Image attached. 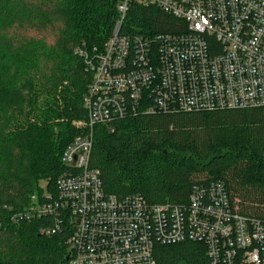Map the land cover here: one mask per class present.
I'll use <instances>...</instances> for the list:
<instances>
[{
    "label": "trees",
    "instance_id": "1",
    "mask_svg": "<svg viewBox=\"0 0 264 264\" xmlns=\"http://www.w3.org/2000/svg\"><path fill=\"white\" fill-rule=\"evenodd\" d=\"M126 14L124 34L187 30L154 6L131 3ZM117 17L116 0H0V264H70L67 219L23 214L31 196L55 194L63 151L86 134L75 123L87 119L90 76L75 49L101 47ZM109 125L94 124L88 161L106 195L186 211L219 183L233 213L264 221V106L128 111ZM153 245L154 264H210L201 241Z\"/></svg>",
    "mask_w": 264,
    "mask_h": 264
},
{
    "label": "built area",
    "instance_id": "2",
    "mask_svg": "<svg viewBox=\"0 0 264 264\" xmlns=\"http://www.w3.org/2000/svg\"><path fill=\"white\" fill-rule=\"evenodd\" d=\"M117 2L114 32L97 53L96 81L83 97L87 119L75 123L86 134L62 153L67 171L57 179L55 194L45 192L41 203L31 196L24 217L52 215L58 225L62 216L67 219L70 264H154L155 239L201 241L210 264H264V221L233 213L219 183L208 194H193L186 211L138 195H106L98 171L88 167L93 133L87 130L100 123L113 131L110 122L128 111L264 106V0ZM131 3L154 6L183 20L187 30L124 34L120 27H128ZM211 37L219 46L213 53Z\"/></svg>",
    "mask_w": 264,
    "mask_h": 264
},
{
    "label": "bare ground",
    "instance_id": "3",
    "mask_svg": "<svg viewBox=\"0 0 264 264\" xmlns=\"http://www.w3.org/2000/svg\"><path fill=\"white\" fill-rule=\"evenodd\" d=\"M116 9H117V12H118V17H119L117 0H116ZM118 17L116 18V20L114 22L111 34L114 32L115 23H116ZM102 49H103V46H101V47H97V46H89V47H87L84 44H82L81 46H79V47H77L75 49L76 54L83 59L84 67L89 72V76H90L89 77V82H88V85H87V88H86V95L89 94V92L91 90V85L94 84V82L96 81L95 80V75H96L95 71L98 72V70L96 69V65L99 63V61L97 59H95V58L97 56V53L99 51H102ZM92 129H93V126L87 128V130H89V131H92ZM92 139H93V137H92ZM59 176H58V178H59ZM70 237H71V234H70ZM70 237H69V239H70ZM69 239L67 240V247L68 248H69ZM68 258H69V255H68ZM69 263H70V259H69Z\"/></svg>",
    "mask_w": 264,
    "mask_h": 264
},
{
    "label": "rangeland",
    "instance_id": "4",
    "mask_svg": "<svg viewBox=\"0 0 264 264\" xmlns=\"http://www.w3.org/2000/svg\"><path fill=\"white\" fill-rule=\"evenodd\" d=\"M43 184H44V183L42 182V185H43ZM179 264H187V262H185V261L182 260V261L179 262Z\"/></svg>",
    "mask_w": 264,
    "mask_h": 264
}]
</instances>
